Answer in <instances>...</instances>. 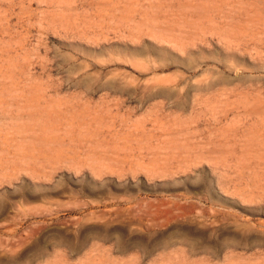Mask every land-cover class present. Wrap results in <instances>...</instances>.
<instances>
[{
  "label": "rangeland",
  "instance_id": "374dc122",
  "mask_svg": "<svg viewBox=\"0 0 264 264\" xmlns=\"http://www.w3.org/2000/svg\"><path fill=\"white\" fill-rule=\"evenodd\" d=\"M0 264H264V0H0Z\"/></svg>",
  "mask_w": 264,
  "mask_h": 264
}]
</instances>
